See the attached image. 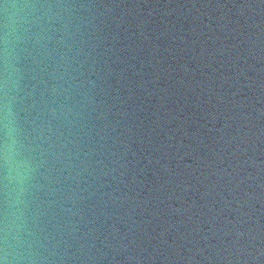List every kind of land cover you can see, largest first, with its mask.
<instances>
[{
  "label": "water",
  "instance_id": "1",
  "mask_svg": "<svg viewBox=\"0 0 264 264\" xmlns=\"http://www.w3.org/2000/svg\"><path fill=\"white\" fill-rule=\"evenodd\" d=\"M0 264H264V0H0Z\"/></svg>",
  "mask_w": 264,
  "mask_h": 264
}]
</instances>
